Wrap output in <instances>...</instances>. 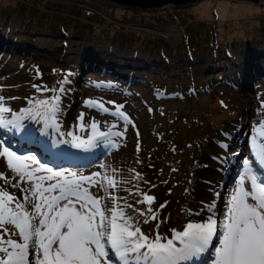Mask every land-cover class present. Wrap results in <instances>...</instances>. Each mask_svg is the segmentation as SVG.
Returning <instances> with one entry per match:
<instances>
[{
  "label": "rangeland",
  "instance_id": "1",
  "mask_svg": "<svg viewBox=\"0 0 264 264\" xmlns=\"http://www.w3.org/2000/svg\"><path fill=\"white\" fill-rule=\"evenodd\" d=\"M92 7L95 14L88 15ZM168 25L178 27L180 40L164 37L161 31ZM218 42L233 47V55L222 50L217 59L210 54ZM246 54L260 56L247 60L250 66L256 60L264 64V0H199L149 9L103 0H0L5 106L13 111L27 107L37 94L33 85L41 89L35 99L49 98L52 92L44 89L58 88L68 72L74 73L63 97L62 125L71 129L83 113L85 134L95 121L101 131L123 135L112 137L118 147L102 144L89 153L70 149L78 158L59 163L84 175L100 171L114 178L117 185L110 194L121 207L131 205L124 208L126 214L149 238L169 239L173 230L200 222L194 214L201 211L197 203L206 207L214 193H220L217 205L223 208L243 160L250 158V125L264 119V77L238 75L242 67L251 70L242 63ZM219 69L225 73L220 79ZM90 99L108 111L89 107ZM120 106L132 122L127 126L112 115ZM26 123L39 135L42 124ZM225 137L231 147L222 149ZM12 143L18 155H35L57 167L38 144ZM222 165L226 172L220 176ZM0 173V188L23 200L24 193L17 192L30 182L15 176L5 158H0ZM90 191L105 195L95 187ZM145 195L154 198L151 205L139 203ZM206 195L209 199L199 200ZM0 234L8 238L3 228ZM12 238L19 240L18 234Z\"/></svg>",
  "mask_w": 264,
  "mask_h": 264
},
{
  "label": "snow or ice",
  "instance_id": "2",
  "mask_svg": "<svg viewBox=\"0 0 264 264\" xmlns=\"http://www.w3.org/2000/svg\"><path fill=\"white\" fill-rule=\"evenodd\" d=\"M74 75L68 72L58 88L44 89L52 92L51 97L29 99L28 106L19 111L5 106L0 96V129L5 130L0 132V158L6 159L7 168L21 181L30 182L29 189H20L26 193L23 200L0 188V228L8 237L0 234V264H264V119L250 125V158L243 160L223 208L217 205L220 193H214L206 207L194 213L200 222H188L182 231L173 230L169 239L159 234L149 238L135 218L126 214L124 208L131 205L121 207L118 198L110 194L117 185L114 178L100 171L84 175L59 163L78 158L70 149L89 153L102 144L118 147L112 137L123 135L101 131L95 121L85 134L83 113L78 125L71 129L62 125L63 97L70 91ZM33 87L41 91L39 86ZM86 104L108 111L91 99ZM120 108L112 115L121 118L125 126L131 124ZM26 121L43 125L39 135ZM13 140L38 144L52 154L57 167L41 163L35 155H18L20 149L13 150ZM220 147H231L227 137ZM0 179H4L3 173ZM45 182L51 183L45 186ZM93 187L105 195L94 194L90 191ZM153 200L145 195L139 203L151 205ZM151 211L149 207L148 213ZM17 234L19 240L13 239Z\"/></svg>",
  "mask_w": 264,
  "mask_h": 264
},
{
  "label": "bare ground",
  "instance_id": "3",
  "mask_svg": "<svg viewBox=\"0 0 264 264\" xmlns=\"http://www.w3.org/2000/svg\"><path fill=\"white\" fill-rule=\"evenodd\" d=\"M94 6V5H93ZM96 7V6H95ZM95 7H92V8H95ZM97 8V7H96ZM96 8L95 9H93L94 10V12L96 11ZM88 10H90V9H88ZM104 13V12H103ZM149 28H151V27H149ZM161 33L164 35V37L165 38H167L169 41H171L172 43L173 42H176V41H178V40H180V37H181V31L178 29V27L175 25V26H173V25H168V27H166V28H163V30L161 31ZM256 57H260V56H250V57H248V54H246L245 56H243L242 57V59H243V62L242 63H244L247 67H249L251 70H249V69H246V70H243V68L244 67H242L241 68V70H238V75L240 76V77H242V76H246L247 77V73H254L255 75H257L258 77L259 76H261V77H264V64L261 62V63H258V60H256L255 62L253 61L252 63H254V65L255 66H253V65H249L248 63H247V60H252V59H254V58H256ZM251 64V63H250ZM92 67V64L89 66V68H91ZM218 157V156H217ZM217 164L219 165V162H217ZM220 172L222 173V174H220L219 173V175L220 176H223L224 175V173L226 172V169L224 168V166L222 165V169L220 170ZM216 179H218V178H216ZM214 180V179H213ZM21 188H23V189H29L30 187H27L26 186V184L25 183H23L22 185H21V187H20V189ZM19 189V191L17 192V194H20V192L21 193H24V195L26 194L25 192H22L21 190ZM30 197H31V193L30 192H28L27 193ZM204 194V193H203ZM203 194H201V195H203ZM24 197V196H23ZM207 199H209L208 198V195H206L205 197H204V199H199V200H207ZM198 205H200L201 207H199V209H201L202 207H205V204L203 203V202H198L197 203Z\"/></svg>",
  "mask_w": 264,
  "mask_h": 264
},
{
  "label": "water",
  "instance_id": "4",
  "mask_svg": "<svg viewBox=\"0 0 264 264\" xmlns=\"http://www.w3.org/2000/svg\"><path fill=\"white\" fill-rule=\"evenodd\" d=\"M106 2H114L123 6H133L139 7L142 9H149L154 7H161L166 4H175V5H186L190 3H194L199 0H103ZM254 2H258L260 0H251Z\"/></svg>",
  "mask_w": 264,
  "mask_h": 264
},
{
  "label": "trees",
  "instance_id": "5",
  "mask_svg": "<svg viewBox=\"0 0 264 264\" xmlns=\"http://www.w3.org/2000/svg\"><path fill=\"white\" fill-rule=\"evenodd\" d=\"M219 43H220V42L216 43V44H217V48H216L215 50H210V54L214 55V57H216L217 59H218L217 56H220L219 53H221L222 50L224 51L223 54L226 53L228 50H230V47H228V46H225V47H224V46H222V45H219ZM232 48H233V47H232ZM232 48H231V50H232ZM185 52H187L186 47H185ZM228 52H229V51H228ZM171 54H172V53H171ZM171 56H173V55H171ZM175 56H176V55H175ZM173 57H174V56H173ZM168 59H170V58H168ZM220 74H223V71H221ZM220 74H219V76H220Z\"/></svg>",
  "mask_w": 264,
  "mask_h": 264
}]
</instances>
